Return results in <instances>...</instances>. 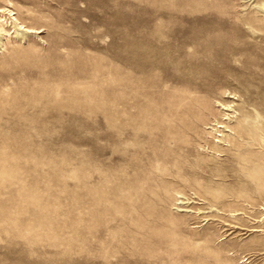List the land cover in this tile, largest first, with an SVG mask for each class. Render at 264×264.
I'll return each instance as SVG.
<instances>
[{
    "label": "rangeland",
    "instance_id": "rangeland-1",
    "mask_svg": "<svg viewBox=\"0 0 264 264\" xmlns=\"http://www.w3.org/2000/svg\"><path fill=\"white\" fill-rule=\"evenodd\" d=\"M0 264H264V0H0Z\"/></svg>",
    "mask_w": 264,
    "mask_h": 264
},
{
    "label": "bare ground",
    "instance_id": "bare-ground-1",
    "mask_svg": "<svg viewBox=\"0 0 264 264\" xmlns=\"http://www.w3.org/2000/svg\"><path fill=\"white\" fill-rule=\"evenodd\" d=\"M205 16V15H204ZM213 19V18H212ZM193 20V19H192ZM202 21V19H199V21ZM205 20V19H204ZM207 20V19H206ZM149 22V21H148ZM151 22V21H150ZM150 24V23H149ZM152 25H153V23H151ZM150 24V25H151ZM19 25V24H18ZM152 25L150 26V27H152ZM143 27H144V25H143ZM145 27H147V26H145ZM149 27V26H148ZM149 27V28H150ZM28 28H30V27H28ZM188 28V30H191V29H193V28H189V27H187ZM148 29V28H147ZM30 30H32V31H35L33 28H30ZM152 30V29H151ZM148 31V30H147ZM186 32H189V31H186ZM155 35V34H154ZM182 36V35H181ZM175 37V36H174ZM194 38V37H193ZM159 41H160V39H159ZM189 42H191V40L189 39V40H187V39H184V38H181L180 37V39H179V37H178V40H176L175 42H174V44H173V47L174 46H178V49H179V51L181 52V49L184 47V46H186L187 44H189ZM131 44V43H130ZM133 45H135V44H133ZM171 46V45H170ZM169 49V48H168ZM177 50V49H176ZM184 50V49H183ZM132 51V50H131ZM168 53V52H167ZM169 54V53H168ZM174 56L175 55H168V57H167V59L170 61V62H172L173 64H174V62H175V60L177 59L176 58V56H175V58H174ZM184 59H186V60H193V57H190V59H188V58H186V57H184ZM175 80V79H174ZM205 83H206V81H202V82H200V83H197L198 85H205ZM212 90V89H211ZM158 121V120H157ZM152 137V136H151ZM164 141V140H163ZM162 141V142H163ZM186 147V146H185ZM190 150H191V147H190ZM190 152V151H189ZM229 226V225H228ZM233 226V225H232ZM240 229V228H239ZM230 230V229H229ZM227 232V231H226Z\"/></svg>",
    "mask_w": 264,
    "mask_h": 264
}]
</instances>
